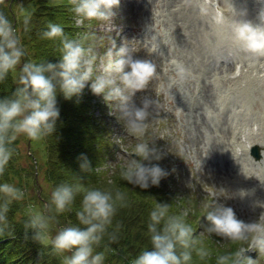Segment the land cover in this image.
<instances>
[{"label":"clouds","instance_id":"1","mask_svg":"<svg viewBox=\"0 0 264 264\" xmlns=\"http://www.w3.org/2000/svg\"><path fill=\"white\" fill-rule=\"evenodd\" d=\"M73 13L88 20L109 21L115 15L113 9L119 7L120 0H69ZM4 0H0L3 4ZM30 16H25L24 32L30 31ZM264 21V13L261 14ZM80 21L78 20L77 23ZM111 30V29H109ZM236 38L254 55H264V24L253 25L241 22L235 30ZM42 37L60 40L59 63L24 62L26 49L21 44V36L12 21L0 12V81L10 72L19 68L17 87L12 97L0 99V176H3L13 156L10 147L20 135L38 140L53 135L60 116L57 106L58 92L66 99L79 96L86 84L91 83V91L102 95L106 102H116L120 117L126 121L127 131L143 137L153 118V108L158 101L149 96L141 98L140 106L134 102L137 92L145 91L149 83L157 77L158 66L152 59H134L133 51L124 46L114 52L115 42L103 55H99L93 44L85 46L89 39L70 37L62 26L49 22ZM104 64L102 75L93 79V66L97 60ZM107 61V63H104ZM180 73H183L181 68ZM132 158L120 169V177L127 183L148 189L158 186L169 175L153 161L162 159V153L154 142L141 139L134 146ZM81 159L83 171H92L86 156ZM82 193L80 209L76 213L84 227L61 228L52 238L49 237L50 215L33 211L24 227L33 231V239L45 243L51 239V246L64 256L63 264H104V252H96L118 210L127 203V193L119 187L84 189L79 184L62 183L51 193L47 212L62 214L71 210L76 196ZM0 194L6 199L0 204V235L8 230L7 213L13 201H21L25 192L11 183L0 184ZM241 196L245 195L242 191ZM209 226L205 231L215 234L232 243L251 240L264 253V214L258 221L245 222L237 218L231 207L215 200L205 204ZM172 205L156 203L150 211L148 230L151 249L142 250L131 264H192L193 253L200 260L209 258L212 253L204 240L195 235L193 226L187 221V212L174 214ZM115 240V233L110 235ZM244 248L216 256V264H256L251 258H244Z\"/></svg>","mask_w":264,"mask_h":264},{"label":"rangeland","instance_id":"2","mask_svg":"<svg viewBox=\"0 0 264 264\" xmlns=\"http://www.w3.org/2000/svg\"><path fill=\"white\" fill-rule=\"evenodd\" d=\"M171 1L166 0L161 5L162 7H151V11L147 12V0H120L119 7L113 9L115 15L111 18L110 22L90 21L91 24L87 30L92 35V38L96 41L98 40V44H93L97 53L103 55L108 47H112V41L115 42L114 52L119 51L120 48L125 46V38L118 37L117 39L116 27H120L124 21L126 23L129 22L132 26L128 29L124 26L123 29L125 35H127V39L136 36V44L131 41L126 45L133 51L134 59H152L157 63V77L149 83L145 91L137 92L133 99L137 106L138 103H141V98L144 96H149L158 101V105L153 108L154 118H152L146 134H151L150 141L157 140L159 142V140H162L158 148L160 147L159 151L163 154L161 160L163 169L169 173L167 177L163 178V180L169 181L166 185L177 189L180 194H183L180 196L181 200L187 198L189 195L193 196V194L199 197L201 202L209 201V203H214L217 200L218 203L233 208L238 219L245 222L258 221L260 216L264 214V155L260 161L261 158L259 160H251L249 152L243 155L240 154L245 143H248V145L252 143L253 145V143H257L258 141L264 142V77H259V74L253 75V69H250L249 73L253 76L246 74L243 76L250 77L251 79L245 81L241 76L238 79L240 81L236 82V86L233 85L234 80L221 79L218 81L217 90L221 93L229 94L228 103L226 104L228 108L223 116L229 112L230 118L226 123L223 122L224 117L216 119V115L212 114V112L216 111V107H213L211 103L205 104L203 110L200 107L199 109L207 112L209 118H213L214 124L218 128H221V134L224 133L222 138H216L214 144H217V146H212L213 134L210 131L204 133V136L201 137L203 141H200L199 139L201 138L197 136L198 132L194 129L189 117L196 105H202L200 103L202 98L199 96L202 93L204 84L202 80H194L196 77L191 78V76L186 74L185 66H191V62L186 55L182 56L179 54L180 61L176 62L178 58L176 56L178 50L176 49L180 46L184 49V44L180 40V31H178L176 25V15L171 14L169 11L172 6V3L170 6ZM225 2L229 6L228 0H225ZM0 5L1 10L9 19L12 16L7 11V7L9 9L12 7L17 8L16 16L20 19V17L30 13L35 6L34 2L30 0H4V3ZM161 12L162 17L159 19L158 15ZM143 13L146 15L145 21L141 17ZM177 14L179 15H177V18L180 17V13L178 12ZM238 19L241 20L242 17H238ZM229 22H232L230 17ZM243 22H251L253 24V20H249L248 18ZM13 25L20 29L22 24L13 23ZM179 29L181 30V27ZM228 30L230 31V29ZM163 39L167 40V44L162 43L161 40ZM164 45L167 46L165 47V51ZM30 54L32 57L33 53L31 52L27 54V57ZM248 54L250 56L247 60H253V54L250 52ZM243 56L247 57V55ZM159 57L162 62L159 61ZM31 59L34 62V58L32 57ZM247 60L245 62H248ZM23 63L24 59L21 61V66ZM104 63H107V61ZM95 64L94 78L97 75L104 74V64L99 59ZM19 68L20 66L17 67L15 72H12L14 91L17 87ZM181 68L183 69V73L179 71ZM227 69H231L230 63H228ZM227 81H232L230 88ZM250 96H253V98H249ZM101 97L103 98V96ZM213 101L215 104V99ZM107 104L114 106V109H110V113H115L116 115L111 118L112 135L119 142L120 147L117 156L115 154L113 158L109 157L105 165H103V167L107 168H104L106 172L108 170L111 173L117 161L120 160L125 165L129 160L134 158L131 154H127V151L123 150L127 149V147H132L134 141L140 140V137L127 131L126 121L120 117L116 102L110 101ZM255 109H260L259 115L261 114V122H263L260 132H257L260 128V123L253 119V110ZM217 117L220 116L217 115ZM227 129H229V133L226 135ZM233 130L236 133L235 135H232ZM127 134L130 136L128 140H126ZM245 137L246 141H244ZM29 139L26 135L18 136L15 142L16 150H14L15 154L20 156L22 169L25 166L31 172L27 176L29 179L27 189H23V191L28 193V196L26 197L27 200H25L26 205L21 208V211L27 219L33 211H40L45 215H50L49 237L52 238L61 228L66 227V224L64 216H62L63 214H57L54 211L51 213L47 212V205L50 202L51 193L55 188L53 182L49 180L45 172L48 162H52L51 160L49 161L51 158L49 152L50 144L46 137L38 140L30 139V144L28 142ZM259 145L261 148H264V145L260 142ZM244 149L246 150L245 146ZM35 168H38L40 173L34 176L32 171ZM159 190L164 191L165 189L160 188ZM242 191L245 194L243 196L240 195ZM161 197L166 199L168 204L172 206L179 202L178 198L169 202L165 195ZM46 201L48 202L47 204ZM183 205V212H185L187 211L188 204L184 203ZM179 208H181V205H179ZM66 215H69L68 211ZM55 218L59 220L58 224L55 222ZM66 220L74 222L73 218ZM75 225L79 226V224L74 223ZM207 226L209 225H203L201 218L198 234L207 233L205 231ZM113 233V231H109V239L104 237V240H102L100 246L95 251L104 252V264H124L122 259L126 261V264H131L140 251L136 247H132L130 242L122 245L117 237L115 240L110 239V235ZM210 236H207L208 241ZM203 240L206 243V239L204 238ZM33 241H29V243L37 244L38 242L36 240ZM103 242L107 245H104ZM38 243L40 244V242ZM43 245L49 250L53 249L51 239L43 243ZM255 248L256 245L252 242L247 250L251 251L248 253L247 258L256 261L263 257L264 261V253H260L259 249L255 251ZM38 251L37 255H32L40 264H54L57 258H59V264H63L64 256L71 255V253L59 254L54 252L57 257L49 259L52 260V262H49L45 257L47 253L45 251L42 252L40 248H38ZM110 251L112 252L111 254L109 253ZM117 253H120L118 255L121 258L116 255ZM128 261L129 263H127Z\"/></svg>","mask_w":264,"mask_h":264},{"label":"trees","instance_id":"3","mask_svg":"<svg viewBox=\"0 0 264 264\" xmlns=\"http://www.w3.org/2000/svg\"><path fill=\"white\" fill-rule=\"evenodd\" d=\"M34 2V9L25 16H30V31L24 32V18L22 16L16 18L15 8L8 9L11 13V21L13 23H21V28H17L21 36V44L26 49V56L22 58L24 62L34 58V62H50L59 63L60 60V40L59 38L49 40L42 37L43 31L47 30L49 22L59 24L63 27L65 34L74 37L73 26L71 25L73 17L72 5L69 0H30ZM0 12L1 10L0 5ZM20 20V21H17ZM33 53L27 57L28 53ZM14 92V77L12 72L8 74L5 80L0 81V99L5 97H12ZM79 96H74L71 99H66L63 93L58 92L57 106L60 109V116L56 122V130L53 135L46 137L50 146L49 152L51 154L52 162H48L45 172L49 180L53 182L54 187L62 183L79 184L82 188L89 187L110 188L119 187L122 191L127 193V203L121 207L116 216L113 218V223L108 229L105 238L109 239V231H113L117 239L122 245L130 242L132 247H136L138 251L145 249L150 250L152 245L150 241V233L148 224L150 222V211L154 208L156 203H168L166 199L161 196L165 195L169 202L176 200V195L172 194L167 189L159 190L153 186L148 189H141L138 186L131 185L121 179L119 173L122 165L120 162L115 164L111 173L106 172V167H103L106 162L108 154L113 155L112 140L108 135V127L101 119L93 113V102L91 97L80 99ZM17 141V140H16ZM15 141V142H16ZM15 142L10 146L13 149L12 159L9 161L3 176H0V184L5 182L16 185L17 187L27 189L29 168L20 165V156L15 154ZM87 145V146H85ZM82 156H86L90 161L92 171H83L81 164L84 160ZM37 158V157H35ZM20 165V166H18ZM46 165V164H45ZM106 168V169H104ZM25 174H24V173ZM38 168L32 171L35 176L39 174ZM25 192V197L21 201H13L9 206L7 213L8 230L0 235V264H40L32 254L39 253L38 248L43 252V247L37 244H31L33 241L32 230H26L23 223L27 222L22 214L21 208L26 205V197L28 193ZM6 197L0 194V204L4 202ZM82 200V193L76 196L75 202L69 210V215L66 212L62 213L65 219L66 227L79 224V227H84L77 217V212L80 209ZM171 205V204H170ZM179 203L173 205L171 212L174 214L182 213L179 208ZM73 218L74 222H68L66 219ZM195 215L187 214V221L196 230V223L193 222ZM54 220L59 221L57 218ZM76 226V225H75ZM207 248L212 255L205 260H200L195 253H193L192 264H216V256L228 252H235L240 249L242 242L232 243L230 241L214 243L207 237ZM104 240V239H103ZM216 240V239H215ZM34 242V241H33ZM205 242V240H204ZM104 245H107L103 242ZM112 253L111 251L109 252ZM117 253L116 255L121 258ZM138 254V253H137ZM115 255V256H116ZM28 256V258H27ZM108 256V255H106ZM46 259H53L49 255ZM123 262L125 261L122 259ZM52 262V260H49ZM119 263V262H118ZM126 264V262H124ZM59 262L56 260V263Z\"/></svg>","mask_w":264,"mask_h":264},{"label":"bare ground","instance_id":"4","mask_svg":"<svg viewBox=\"0 0 264 264\" xmlns=\"http://www.w3.org/2000/svg\"><path fill=\"white\" fill-rule=\"evenodd\" d=\"M175 1L177 0H173V2L171 1L173 8H171L170 12L180 13V17L176 18V23L178 24L179 28L181 27L180 38L182 39L184 44L188 45L185 55L188 58V60L191 62V66L190 65L185 66V72L188 76H191V78L196 77V79L194 80H202L204 84L202 93L199 96L202 98V101H200L202 105L199 104L196 105L194 111L189 117L191 118L192 121L190 122L191 124H193L194 129L198 132V134L200 133V135L197 134V136H199L200 138L204 136L203 135L204 133L208 131L212 132L213 134L212 146L215 145L217 146V144H214L216 138H222L224 136V133L221 134V128H218L212 121L213 118L210 119L209 114L202 110L205 104L211 103L213 107H216V111L212 112V114L216 115L215 117L216 119L219 118L222 119V117H224L223 122L226 123L230 118L229 112L226 113L224 116L223 114L228 108V105L226 106V104L228 103L227 100L229 94H225L224 92L221 93L220 91L217 90L218 81H220L221 79L234 80L233 85L236 86V80L238 79V76L236 75L234 77H228L229 75L228 69L225 68L224 64L216 63V61L222 58L223 60H225V65L227 66V62H229L230 60L233 61L234 58L238 59L239 57L242 56V54H248L249 51L246 49L244 43L236 38V34L234 31L236 29L234 30L230 29V31L228 29H225V31L222 32V35L218 34L215 31V29L210 24L211 19L197 10V6L200 5L199 0H185L184 2L180 0L181 2L179 3H176ZM183 9L189 12H186ZM185 12L188 14H186ZM253 25H254V21H253ZM193 44H196L197 50L202 54L201 57H198L195 60H192L193 51H194L192 49ZM258 56L260 55L253 54L252 57L253 59H256ZM247 58H249V56ZM225 71L228 73L226 74ZM244 71L246 70L243 69L241 73ZM249 79L251 78L249 77L248 80ZM215 94L217 95L215 96ZM247 94L249 95V93ZM249 98H253V96L252 97L250 96ZM214 99H215V104L213 101ZM225 106L226 108H224ZM200 107L202 108V110L199 109ZM259 110L256 109L253 110L254 119L260 123V128L258 127L259 129L257 132H260L263 123L261 122L262 118L260 117L261 114L259 115ZM217 115L220 117H217ZM228 133H229V129H227L225 134L227 135ZM199 140L203 141L202 138ZM262 144H264L263 141Z\"/></svg>","mask_w":264,"mask_h":264}]
</instances>
